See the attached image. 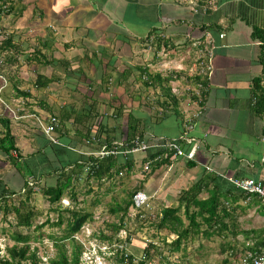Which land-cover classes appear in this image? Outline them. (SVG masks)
Here are the masks:
<instances>
[{"label": "crops", "instance_id": "1", "mask_svg": "<svg viewBox=\"0 0 264 264\" xmlns=\"http://www.w3.org/2000/svg\"><path fill=\"white\" fill-rule=\"evenodd\" d=\"M204 2L12 0L10 13L0 18V41L10 37L12 45L0 53V115L9 119L18 161L38 158L29 163L36 173L28 182L52 186L49 179L55 177L49 173L53 169L96 151L80 141L71 145L77 139L75 133L86 128L83 124L90 125L92 117L102 121L101 132H108L109 127L124 128L129 115L139 119L143 139L195 140L182 143L186 151L198 147L195 160L177 158L167 167L174 178L170 192L183 179L178 172H189L187 163L202 168L200 174L206 170L228 180L264 179V148L243 157L244 149L237 142L249 133L264 147V119L256 117L249 105L251 81L260 74L259 43L251 39V24L264 26V0H216L213 9L202 12L198 7ZM205 33L210 36L206 38ZM195 42H210L213 50L209 87L199 99L194 90L200 80L201 56ZM139 69L160 77L161 82L146 88L137 81ZM109 98H117L116 106L122 107L119 121L109 120L114 112ZM33 114L58 117L59 145H50L43 133V138L37 135ZM75 118L81 120L79 124ZM20 132L31 136L26 142L29 151H24L26 145L17 136ZM13 170L0 154V175ZM244 205L238 211L254 213L263 223L236 231L249 241L248 247L260 240L263 204L250 200Z\"/></svg>", "mask_w": 264, "mask_h": 264}, {"label": "trees", "instance_id": "2", "mask_svg": "<svg viewBox=\"0 0 264 264\" xmlns=\"http://www.w3.org/2000/svg\"><path fill=\"white\" fill-rule=\"evenodd\" d=\"M11 2L12 0H0V18L10 13L13 7ZM243 15L246 16V14ZM251 28V39L259 43L258 64L260 66V74L251 81L249 105L256 117L264 119V26L251 24ZM11 47L10 37L0 41V53ZM137 72V81L142 83L146 88L161 82L160 77L148 74L146 69H139ZM144 76H146V80L143 79ZM116 100L118 99L109 98V107L110 105L114 107H112L114 112L112 116H109V120L119 121L123 118V111L121 105L116 106ZM77 120L80 123L81 120L75 118L76 123H78ZM91 120L90 125L83 124L86 128H82L81 132L75 133L77 139L71 145L75 146L79 141L85 143L86 140L94 136L99 142L92 143L90 146L96 151L102 145L111 150L115 142H121L122 148H130L134 140H142L145 134L139 119L132 115L127 117L124 128L121 125L109 127L108 132H101V128L104 125L100 118L92 117ZM0 127L2 128L0 132V153L4 156L5 161L11 162L15 168L16 165L20 164V161H18L20 155L16 147L15 137L11 133L9 119L0 115ZM116 129H118L117 132ZM59 130H56V133H60ZM47 142L50 143L49 140ZM50 145L53 144L50 143ZM12 152L16 153L15 158H13ZM163 155L164 151L162 150H149L142 163L150 162L151 171H155L162 166L169 167L171 162L167 158H163ZM85 165L91 168L89 173L83 172ZM96 165L97 168H95ZM67 166H70L68 170L65 169ZM195 166L194 163H187V167L190 169ZM34 169L36 170V168ZM34 169L33 173L35 174L36 171ZM133 169L134 161L132 155H127L125 159L119 155H109L108 157L101 158L89 156L80 161L78 160V162L72 165H60L57 169H53L49 175L55 177L54 185H39L35 186L34 188L36 189H34L28 185V178L23 180L24 184L18 192L14 190L12 185L8 188V183H5L0 177V213L2 214V221L8 224V228L0 229V233L12 241L11 246L7 245L5 247V254H0V264H39L37 248H32L30 242H39L42 236L41 234L32 235L29 232H24L30 231L34 225V221L39 217L38 212H35L31 205L35 194L46 198L50 205L49 210L55 212L57 218L54 222L46 219L44 223L34 226V231H40L46 225H49L50 228H60L62 225H65L62 236L50 237L54 241L55 246L60 250L58 259L50 260V264H81L82 245L75 240V236L80 233L85 224H90L94 221L93 214L92 212L76 208H61L59 206L60 203L66 195H69L73 201H76V184H78L81 176L85 177L84 181L86 184L90 180L100 182L109 179L110 181L115 176L122 175L123 170H126L129 174ZM141 188L142 186L127 192L125 199L115 201L109 208L110 215L116 217L118 220L116 221L117 223L106 225L112 235L110 237L101 236L102 241H108L109 243L113 240L118 241V238L114 239L113 237L125 228L124 219L129 215L132 197ZM15 196L18 199L16 203L13 200ZM250 200L255 203H262L256 196L244 194L224 176L203 170L198 179L190 187L180 192L176 206L160 210L157 216L158 223L156 224V228L158 230H167L171 235L175 236L167 244L171 253L180 252L182 246L190 239L196 240L201 236L211 238L217 235L223 239L227 238V235L236 236L235 222L238 215L237 211L244 210L246 208L244 204ZM181 213L188 221L187 225H184L180 216ZM260 213L264 217V204ZM142 215L143 213L139 212L136 218ZM258 233L261 235L259 242L245 247L243 253L252 251L260 254L264 251V226ZM64 241H68L71 248L69 257L66 254L65 246L63 244L58 245V243ZM225 246L230 252L235 251L234 247L230 246L229 243H226ZM149 258L150 250L148 247L145 250L143 249V253L138 260L132 254L127 259L121 256L119 259L115 258V260L117 264H146Z\"/></svg>", "mask_w": 264, "mask_h": 264}, {"label": "rangeland", "instance_id": "3", "mask_svg": "<svg viewBox=\"0 0 264 264\" xmlns=\"http://www.w3.org/2000/svg\"><path fill=\"white\" fill-rule=\"evenodd\" d=\"M7 22V21H6ZM5 25V22H2ZM41 116H44L45 111H38ZM40 130V128H39ZM37 131V135L42 131ZM155 130V128H154ZM25 133H18V137L25 143L24 151H29V147L26 144L30 143L31 136H25ZM41 137L44 136L41 134ZM241 143L239 139L238 144L243 147L244 155L247 156V152L260 151L263 149V145L256 143L254 136L251 138L249 133H244L241 137ZM1 154V153H0ZM236 155V154H235ZM134 169L131 173H127L123 170L122 175H117L113 180L106 179L100 182L88 181L87 184L84 181L83 176L78 180L76 188V201H73L69 195H66L60 203L61 208H76L85 211L92 212L94 221L89 226L84 225L81 232L76 235L78 238H91L96 239L99 242H103L101 236L110 237L112 233L106 225L117 223L116 217L111 216L109 208L115 201H121L126 198L127 192L142 186L140 191L148 194V207L142 210L143 217L136 218L138 212L130 208L129 215L124 219L125 228L118 233L119 238L125 235L129 239V252L136 258H140L143 249L149 247L150 258L146 264H241V258L245 249L246 243H249L242 235L232 236L227 235V238L223 239L221 236H213L211 238L200 237L196 240H189L182 246L180 252L171 253L167 244H169L174 238L167 230H158L156 224L158 223L157 216L160 210L164 207L176 206L179 196L178 191L186 189L191 186L192 180L199 175L202 168L196 167L188 170L191 173H187L185 169L178 172V176L182 175V181L177 187H173V191L170 192L174 178L171 176L172 171L166 166L151 171V165L149 170L144 172L143 168L145 163L142 160L147 154L136 153L133 154ZM237 156V155H236ZM238 159L241 156H237ZM234 158V157H233ZM235 159V158H234ZM38 160L36 155L34 158H29L26 162H20L16 165L14 170L8 175H0L5 183H8L14 187L16 192L19 191L22 186L23 180L33 176V169L30 164ZM30 163V164H29ZM45 163V162H43ZM12 168L11 165L8 166ZM43 168L49 169V167L43 166ZM5 170V169H4ZM185 172V173H184ZM1 174V172H0ZM7 174V173H6ZM47 181V180H46ZM50 184H54V178H50ZM44 183H42L43 185ZM45 186V184H44ZM161 192V195H157ZM15 203L18 201L17 197L13 198ZM32 207L35 212H38L39 217L34 221V225L29 232L32 235L41 234L39 242H30L32 248H37V256L39 258V264H50V260H57L60 250L55 246L54 241L50 237H60L63 235V229L65 225L60 228H50L49 225L43 227L40 231H34V226L42 224L46 219L51 222L56 221L57 214L50 211V205L46 198L39 194H35L32 202ZM238 227L236 231H242L262 226V219L254 213L238 211ZM184 225H187L188 221L184 218L182 213L180 214ZM8 228V224L2 221V214L0 213V229ZM117 234V235H118ZM114 235V239L117 238ZM112 238V239H113ZM111 239V241H112ZM226 243L234 247V252H230L226 248ZM63 244L66 249V254L69 257L71 248L68 241L58 243ZM11 246L12 241L7 236L0 233V254H5V247ZM114 260L112 264H114Z\"/></svg>", "mask_w": 264, "mask_h": 264}, {"label": "built area", "instance_id": "4", "mask_svg": "<svg viewBox=\"0 0 264 264\" xmlns=\"http://www.w3.org/2000/svg\"><path fill=\"white\" fill-rule=\"evenodd\" d=\"M216 0H205L204 4L200 7V11L206 12L213 9ZM199 9H194V12ZM210 35L205 33V37L208 38ZM223 35H220L222 38ZM197 48L198 53L200 54L198 62V76L199 82L194 90V96L200 98V94L203 90H206L208 82L212 72V47H210V42L206 45H202V42H195L193 45ZM204 47V48H203ZM196 62V65H197ZM146 80V76L143 77ZM37 126L42 131L43 135L49 140L53 145H59L58 139L55 136L56 130L59 129L60 123L56 116L49 115L46 118H41L36 114L31 115ZM192 121L189 120L188 129H191ZM98 143L99 140L92 136L90 139L85 141L86 146H90L92 143ZM193 138L180 137L179 139H164V138H155L147 137L142 140H134L130 148H122L121 142H115L113 149L109 150L105 145H102L97 151L87 153L86 156H93L95 158L108 157L109 155H119L124 159L127 155H133L136 153L147 154L149 150H162L164 151L163 158H167L171 163L177 158H183L187 161L195 160L196 152L198 150L197 146H192L189 150H185L182 147V143H194ZM261 142L264 143V138H261ZM170 154V155H169ZM12 156L16 157V153L12 152ZM150 162H146L144 165V172L149 170ZM97 168V165L95 166ZM91 168L88 165H85L83 168L84 173H89ZM229 181L244 194L248 196H256L264 204V179L258 180L253 178H240V179H229ZM28 185L32 188L36 186L35 182H28ZM36 189V188H34ZM149 197L142 191L136 192L132 197V206L136 212H142L144 208L148 207ZM140 216L139 218H142ZM89 226L90 224H85ZM83 229V227H82ZM81 229V230H82ZM122 231V230H121ZM119 231V233L121 232ZM81 232V231H80ZM78 235V234H77ZM118 241L113 240L111 243L108 241L99 242L96 239L91 238H78L75 236V240L82 245V253L80 257L81 264H117L115 258L123 256L124 259H127L131 254L128 249L127 236L125 235L122 238H119L117 235ZM138 260V258H136ZM241 264H264V251L260 254H257L252 251H246L243 253L241 258Z\"/></svg>", "mask_w": 264, "mask_h": 264}]
</instances>
